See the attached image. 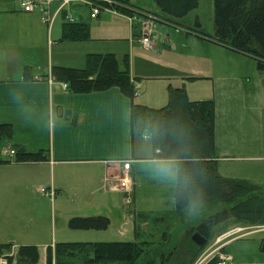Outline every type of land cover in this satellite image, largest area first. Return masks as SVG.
Wrapping results in <instances>:
<instances>
[{
	"label": "crops",
	"instance_id": "obj_1",
	"mask_svg": "<svg viewBox=\"0 0 264 264\" xmlns=\"http://www.w3.org/2000/svg\"><path fill=\"white\" fill-rule=\"evenodd\" d=\"M21 1L0 0V123L12 125L11 148L20 144L28 151L46 149L49 158L40 162H11L0 166L21 167L24 173L19 179L23 182L31 177L48 182L47 188H53L56 199L67 198L87 210L113 211L120 203L115 196L120 191L106 187L105 180L111 181L120 175L124 163L129 162L133 201L137 185L136 178L131 177L132 164H171L141 155L145 135L131 139L130 99L117 87L71 93L63 89L61 81L52 80L49 83L52 65L81 68L87 53L107 51L116 54L120 60L125 55L129 56L131 77L138 78L139 83L140 78L145 80L142 92L152 93L157 100L155 106H149L166 104L169 86L183 85L190 100L212 99L215 104L218 172L225 177L245 179L256 184L264 182L263 77L258 70L251 71L233 64L234 57L252 56L234 51L194 31L196 23L203 29L197 16L185 22V16L173 21L160 16L154 20L162 24L156 27L154 23L156 29H173L175 38L169 42V49H176V44L181 42L189 47L182 50L178 58L171 60L161 56L165 45L158 47L156 29L155 50L146 53L133 43H138V35L133 33L126 42L128 54L119 53L116 47L98 46L92 41L99 39L92 38L91 34L90 39L85 41H59L61 26L68 21L66 15L71 16L73 21L87 22L86 17L96 19L101 12L92 18L87 4L83 3L89 7L88 13L84 14L82 9H71V2L48 24L37 11H23ZM57 6L56 3L51 4L50 12L53 13ZM117 14L121 19L126 17L120 12ZM131 27L134 28V24ZM212 33L213 27L207 34ZM111 39L120 40L123 37ZM199 44H204L206 51L199 52L195 48ZM141 54L145 55L144 58L138 59L136 56ZM25 67L30 70V79L24 77ZM146 72L160 75L146 77ZM191 77L195 79H188ZM146 81L161 84L148 85ZM143 93L139 95L138 92L136 97H140L135 101L150 103L146 96L142 97ZM240 164H245L247 171H238ZM127 208L133 211L130 206ZM15 247L13 244L14 251Z\"/></svg>",
	"mask_w": 264,
	"mask_h": 264
},
{
	"label": "trees",
	"instance_id": "obj_2",
	"mask_svg": "<svg viewBox=\"0 0 264 264\" xmlns=\"http://www.w3.org/2000/svg\"><path fill=\"white\" fill-rule=\"evenodd\" d=\"M107 5L124 15L144 14L130 0H111ZM158 17L166 20L183 18L194 9L198 0H154ZM152 13V12H150ZM157 17L155 13H152ZM157 17V18H158ZM175 22V21H174ZM213 33L202 31L199 23L194 31L234 50L255 58L258 70H264V0H213ZM90 39V25L84 21H64L59 41H85ZM24 77L30 79V70L24 68ZM53 80L65 82L71 93L104 91L117 87L130 99V134L133 140L149 136L154 158L170 162L175 169L174 205L183 211L190 205L196 210L207 207L215 211L210 222L235 220L264 224V186L245 179L225 177L218 172L215 156V104L212 99L190 100L183 85L168 87V99L161 107H152L135 101V84L131 77L129 59L121 60L114 53H87L81 68L52 65ZM188 79H195L191 77ZM12 125L0 123V140L10 139ZM15 154L1 159L0 164L11 162H40L48 160V150L28 151L23 145L14 144ZM214 216V217H213ZM213 218V219H211ZM110 220L105 215L69 217L67 226L76 230L106 229ZM198 231L206 240L210 229L199 225L187 235ZM193 258L203 250L191 242ZM12 242L0 243V258L6 264H37L39 250L36 245H18L10 254ZM222 249V248H221ZM259 251L264 262V237ZM151 254V255H150ZM143 264H155L156 251L151 242L129 241H61L48 245L46 264H136L141 256ZM214 254L203 264H218Z\"/></svg>",
	"mask_w": 264,
	"mask_h": 264
},
{
	"label": "rangeland",
	"instance_id": "obj_3",
	"mask_svg": "<svg viewBox=\"0 0 264 264\" xmlns=\"http://www.w3.org/2000/svg\"><path fill=\"white\" fill-rule=\"evenodd\" d=\"M130 2L142 9L155 13L158 9L154 0H130ZM82 0H74L71 9L78 11L82 9L84 14L88 13L89 7L83 4ZM69 8V6H68ZM101 14L96 19L86 17V21L90 24V34L98 46L116 47L119 53L128 54V45L130 35H139L140 23L134 22V28L131 27L127 17L121 19L115 9L105 7L100 10ZM201 21L202 31L208 33L213 27V0H198L197 6L185 15L183 21H192L195 17ZM158 17V15H157ZM155 16V18H157ZM60 18L56 21L58 22ZM158 27L162 25L158 22H153ZM125 26V27H123ZM154 26V30L156 29ZM167 26V25H166ZM131 30H133L131 32ZM155 36L157 45L160 48L164 46L161 52L162 58L171 60L178 58L182 50L188 49L185 43L176 44V49H169V42L175 38L173 29L166 30L157 28ZM164 30H166L164 32ZM170 35V39L168 37ZM112 37H123L120 40L111 39ZM127 38V39H125ZM139 46L144 53L146 51ZM195 48L199 52L206 51L204 44H199ZM110 51V50H109ZM104 53V52H101ZM112 53V52H105ZM141 54L136 56L138 59L144 58ZM129 58V56H128ZM254 57L240 58L234 57V65H242L245 69L258 70ZM218 60V58H217ZM161 73L160 71H158ZM264 83V70L260 71ZM146 77L160 75L152 72H146ZM138 85L139 95L143 92L145 80H141ZM148 85H159L157 81H146ZM175 82H173V85ZM264 94V85H262ZM137 92V93H138ZM135 97L138 99L140 96ZM150 92L143 93L142 97L146 96L150 103L148 105L155 106L157 100ZM145 104V102H143ZM142 103V104H143ZM145 104V105H146ZM160 106L156 107H161ZM142 156L154 158V150L151 146L149 137L145 134L143 139ZM11 141L6 138L0 140V158L10 159L12 156L5 153V149H11ZM161 166L170 169L169 172L162 171ZM239 170L247 171L245 164H240ZM244 172L240 174L244 175ZM24 170L21 167L13 165L0 166V243L12 242L16 247L18 245H36L40 256L37 264L45 263V252L48 245H54L61 241H129V240H146L151 242L152 252L156 251L155 264H196L201 258L200 264H203L216 254L215 249L218 244H215V238L227 231H232L236 227L251 226L248 223L220 219L217 222H210L209 217L215 211L209 210L207 207L196 210L193 205H190L183 211H176L174 205V185H175V169L171 164L164 163H146L144 165L132 164V174L136 178L135 184V201L132 199L130 204L133 211H129L124 203V193H116L120 200L118 207L113 211L108 210H87L70 202L67 198L56 199L55 196L48 197L41 193L40 188H47L48 182L29 178L25 182L21 181ZM240 179V178H237ZM105 180V185H107ZM109 181V180H108ZM264 186L263 183H257ZM102 188V187H101ZM100 188V189H101ZM99 197V195H98ZM134 202V203H133ZM91 216L105 215L110 219V224L106 229L102 230H76L70 229L67 226V220L71 216ZM133 223L136 227L133 228ZM206 225L210 229L203 250L193 258V242L191 236L187 233L199 225ZM136 231V232H135ZM251 231H233L224 244L221 250L223 254L231 257L224 264H264L263 256L259 251L260 240L264 237V232H252L247 235L245 233ZM123 233V234H122ZM226 242V241H225ZM194 243V242H193ZM15 247V249H16ZM13 246L10 251L12 254ZM219 250V249H218ZM220 251V250H219ZM15 253V251L13 250ZM13 253V254H14ZM151 255V254H150ZM144 256L142 255L136 261V264H143ZM116 264V263H111Z\"/></svg>",
	"mask_w": 264,
	"mask_h": 264
},
{
	"label": "built area",
	"instance_id": "obj_4",
	"mask_svg": "<svg viewBox=\"0 0 264 264\" xmlns=\"http://www.w3.org/2000/svg\"><path fill=\"white\" fill-rule=\"evenodd\" d=\"M74 0H22L20 5L23 11L25 12H32L37 11L40 13L42 20L48 24H51L55 16L60 13L65 6H67L69 3L73 2ZM85 4H87L90 7V17L95 18L101 9H104L105 7L109 9H113L107 5L103 4H111V0H82ZM56 3L58 4L56 10L51 13L50 12V5ZM117 11V10H116ZM144 16V17H143ZM68 21H73L72 17L69 15L65 16ZM127 20L130 22L131 25L134 24L135 21H138L140 23L139 28V35L137 36V42L141 46L142 49L148 52H154L155 50V44H154V25L153 22L156 19L155 16L150 12H145L144 14H129L126 15ZM49 83L53 80L49 76ZM63 89L67 90V84L65 82H62ZM138 85L135 84V94L138 92ZM5 153L12 156L15 154V149H5ZM129 170V162H126L123 164V170L121 171L120 175L114 178V180L106 181L107 185L106 187L115 190L120 191L121 193H124V203L127 206H130L132 203V183L130 180V177L128 175ZM41 193H44L48 197L54 196V190L52 187L50 188H40L39 190ZM251 231L245 233V235L252 233V232H264V224H252L251 226H245V227H236L235 231H243L248 230ZM227 231L215 238V244H218V247L215 249L216 254L218 255V264H224L226 261H229L231 259L230 256L223 254L221 251H219L225 243H227L230 239H228L229 235L234 231ZM123 234V233H122ZM226 241V242H225ZM219 249V250H218ZM206 258V257H205ZM204 257L201 258L196 264H200L202 260L205 259ZM0 264H6L5 258H0Z\"/></svg>",
	"mask_w": 264,
	"mask_h": 264
},
{
	"label": "water",
	"instance_id": "obj_5",
	"mask_svg": "<svg viewBox=\"0 0 264 264\" xmlns=\"http://www.w3.org/2000/svg\"><path fill=\"white\" fill-rule=\"evenodd\" d=\"M191 240L197 245V246H203L206 242V237H204L202 234H200L198 231H195L191 234Z\"/></svg>",
	"mask_w": 264,
	"mask_h": 264
},
{
	"label": "clouds",
	"instance_id": "obj_6",
	"mask_svg": "<svg viewBox=\"0 0 264 264\" xmlns=\"http://www.w3.org/2000/svg\"><path fill=\"white\" fill-rule=\"evenodd\" d=\"M161 170L162 171H166V172H169L170 171V169H168L167 167H164V166H161Z\"/></svg>",
	"mask_w": 264,
	"mask_h": 264
}]
</instances>
